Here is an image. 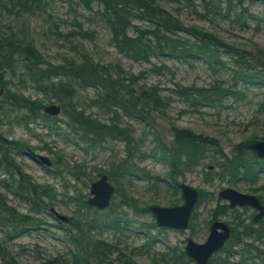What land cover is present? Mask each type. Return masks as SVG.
I'll use <instances>...</instances> for the list:
<instances>
[{
    "label": "rangeland",
    "instance_id": "rangeland-1",
    "mask_svg": "<svg viewBox=\"0 0 264 264\" xmlns=\"http://www.w3.org/2000/svg\"><path fill=\"white\" fill-rule=\"evenodd\" d=\"M202 1L215 3L219 8L209 12L211 9L209 4L204 6ZM155 2L183 25L210 33L230 48L264 50V0H231L230 10L225 9L226 0H155ZM42 3L41 9L35 13L24 14L19 19H0V37H6L10 27L15 28L25 23L35 46L50 65L66 58L80 57L85 53L97 63L118 65L123 73L119 76L114 74V77L119 78L121 91L131 90L132 94L126 96L130 99L138 97L141 91L152 87L158 88L162 103L160 108L151 103L145 105L147 109L144 108V111L149 112L143 117L146 120L123 116V122L135 130L137 143L133 160L142 167L140 171L142 175H158L165 180L169 170L166 163L156 159L159 157L158 154L154 157L157 143L153 138V132L166 145H170L173 138L170 126L190 129L197 134L215 139L218 144L217 147L210 148L208 156L201 159L195 167L183 171L176 178L178 183H187L202 193L200 202L193 211L190 228L178 231L158 227L153 214L146 210L149 205L166 207L182 204L179 189L175 194H171L163 185L155 190L148 179L131 177L128 179L130 185L125 186L124 196L130 198L136 208L124 204L117 210L119 216L124 214L127 219V222L120 220V223L128 224L126 229L123 232L103 230L97 237L115 244L118 251L125 255H130L131 252L136 263L150 264V255L141 252L144 243L146 249L156 254L174 248L184 250L187 237L198 243L204 242L214 216L230 226L238 220L235 217L238 212L245 223L253 221L256 211L250 207L227 208L226 213L220 214V206L227 205V201L218 200L217 194L220 190L230 187L264 199L263 161L259 160L261 164L257 167L255 182L243 178H236L230 182L218 177L206 181L205 177L206 172L218 170L216 161H221L223 154L232 155L234 145L248 142L253 138L255 141L264 140V90L256 86L246 88L238 84L236 89L241 93L226 95L218 107L198 104L195 106L196 109L172 93L176 85L212 87L221 84L222 87H230L233 83V72L230 70L234 66L235 56L219 54L224 65H211L212 68L208 66L204 57L183 60L171 57L165 51L152 55L148 62L134 61L118 53L111 46L110 30L97 14L100 9L97 2H91L90 8L86 7L83 0H43ZM131 22L141 28L151 26L147 21L137 18H133ZM80 28L82 31L92 32L93 35L91 37L71 35V32L78 33ZM69 33L70 36H65ZM127 34L133 36L132 28L127 29ZM13 73L8 76L6 81L9 82L0 92L2 106L0 134L23 145V148H14L10 155L34 182L52 186L55 198L51 205L39 213H32L26 200L13 195L0 185V194L6 199L7 204L27 218L32 217L36 222L27 225L21 231L18 229L15 233L12 227L0 225V244L16 264H57L54 259L63 256L71 248V244L65 239L66 226L69 222L58 219L55 214L65 216L68 220L71 217L91 216V211L83 209L78 211L69 197L73 196L75 191L85 194L87 199L91 183L101 174H105L104 171L110 170L112 161L123 159L126 151L123 142L118 139H106L101 145L88 149L80 141V134L71 132L63 123V121L69 123L66 119L67 114L71 115L72 112L79 110L98 120L106 119L100 108L90 104L89 99L100 91L98 87L80 88L74 85L71 99L60 101L58 97L64 99L60 97L61 93L54 95L51 91L47 92V95L41 93L20 67L14 69ZM56 79L57 77H54L53 81ZM7 88L32 99H42L43 108L50 104L59 105L60 112L54 116L49 115L58 118L57 122L49 123L47 126L40 119L28 120V124L15 121L16 117L26 115V112L5 102L4 91ZM164 97H168V100ZM151 116L153 119H150ZM38 156L47 158L49 165ZM79 164L82 165L83 171L77 178L70 173V169L76 171L75 165ZM208 165H212L213 168L207 169ZM110 172L117 175L116 168ZM4 178L0 170V180ZM62 184L67 185L64 190ZM112 197V203H118L121 198L114 194ZM93 235H96V232H93ZM147 239L149 241H146ZM254 244L264 250V237ZM239 248L235 246L233 249ZM112 257H116V253ZM0 264L6 263L0 258ZM210 264H264V255L243 263L239 261L238 253L228 257L221 253L216 254Z\"/></svg>",
    "mask_w": 264,
    "mask_h": 264
},
{
    "label": "trees",
    "instance_id": "trees-1",
    "mask_svg": "<svg viewBox=\"0 0 264 264\" xmlns=\"http://www.w3.org/2000/svg\"><path fill=\"white\" fill-rule=\"evenodd\" d=\"M42 1L0 0V19H19L24 14L35 13L41 9ZM230 1L226 0L225 9L227 8V10L231 9ZM83 2L87 8H90L91 2H97L100 5L97 14L110 30L109 42L111 46L118 53L124 54L134 61L148 62L152 55L165 51L171 57L183 60H195L204 57L208 66L211 67V65H224L218 56L219 54L235 56L234 66L230 70L233 72V83L230 87H222L221 84L212 87L176 85V88L172 90L173 94L193 109H196L195 106L198 104L218 107L221 99L226 95L235 92L241 93L236 89L238 84L246 88L256 86L264 90V50L247 51L230 48L210 33L183 25L165 9L160 8L155 0H83ZM207 4L211 8L208 10L209 12L219 8L215 3L202 1V5L206 6ZM133 18L147 21L151 26L147 28L136 26L131 22ZM128 28H132L133 36L127 34ZM79 30L78 33L71 32V35L89 37L93 35L92 32L82 31V28ZM30 35L28 25L22 23L15 28L10 27L6 37H0V89H4L9 82L6 81L8 76L14 74V69L18 67L22 69L27 78H30L31 82L35 83L41 93L45 95L49 91L53 95L61 93L60 97L64 99L58 97L57 99L60 101L71 99L74 85L80 88L98 87L100 91L89 100L90 104L102 110L106 116L105 120H98L79 110L72 112L71 115H66L69 123L62 121L71 132L80 134V141L88 149L101 145L106 139H118L123 142L126 151L123 159L114 160L110 165V170L116 168L117 175H114L110 170L104 171L109 181L115 185V196L121 197L118 203L111 202L108 208L97 210L87 204L86 196L81 192L74 191L73 196L69 197L78 211L83 209L91 211L92 214L86 217L69 218L65 239L71 244V248L54 261L57 264H138L132 258L131 252L130 255H125L118 251L115 244L97 237L103 230H120L123 232L126 229L128 224H122L120 220L127 222V219L124 214L119 216L117 210L124 204L136 208L132 200L124 196L126 184L130 185L128 179L131 177L148 179L153 189L156 190L163 185L169 193L175 194L178 192L176 178L183 171L192 169L201 159L206 158L209 149L217 147V141L197 134L190 129L170 126L173 138L170 145H166L153 132V138L157 143L154 157L158 154L159 157L156 159L168 165L167 180H162L158 175H142L140 173L142 167L133 160L137 143L135 130L123 122V116L146 120L143 117L147 116L145 114H149V112L144 111V108L147 109L145 105L151 103L156 108H160L162 103L158 88L152 87L141 91L138 97L130 99L126 96L132 94L131 90L121 91L119 78L114 77V74L119 76L123 73L118 65L97 63L85 53L81 54L80 57L66 58L59 63L50 65L45 61ZM65 36H70V33ZM54 77H57L56 81H53ZM4 94L5 102H9L18 109H24L26 112V115L16 117L15 121L24 124L27 122L28 124V120L40 119L47 126L49 123L57 122L58 118L51 117L43 111L42 99H32L21 93L11 91L9 88L4 91ZM164 98L168 100V97ZM150 119H153L152 116ZM255 140L253 138L248 142H240L234 145L232 155L223 154V159L216 161L218 170L206 172L205 180L211 181L214 177H218L230 182L236 178L255 182L257 180L255 177L258 172L257 167L261 163L247 148V144ZM18 147L23 148V145L18 141L8 140L0 134V170L5 177L0 180V185L7 188L13 195L26 200L30 212L39 213L43 208L52 204L51 201L55 198L54 188L50 185L34 182L15 162L10 152ZM75 168L76 171L70 169V173L79 178V174L83 171L82 165H75ZM66 186L62 184L61 187L64 190ZM200 195L202 197L201 192H199L198 202L201 199ZM258 198L264 204V199L261 196ZM220 208V214H224L228 207L222 205ZM146 210L148 209L146 208ZM235 217L238 220L232 225L230 239L223 249L215 255L224 253L228 257L238 253L239 261H243V263L260 258L261 255H264V250L254 243L261 241L264 237V217L255 223L252 220L245 223L240 212L236 213ZM26 218V215L9 206L6 199L0 194V225L12 227L15 233L18 229L21 231L27 225L36 223L32 217ZM214 219H216L215 216ZM92 231L96 232V235H93ZM145 246L144 243L141 252L150 255V264L192 263L182 249L174 248L156 254L151 253ZM235 246L240 248L234 250ZM114 253H116V257H112ZM214 256L208 264L212 262ZM0 258L6 264H16L8 253L4 252L2 244H0Z\"/></svg>",
    "mask_w": 264,
    "mask_h": 264
},
{
    "label": "water",
    "instance_id": "water-1",
    "mask_svg": "<svg viewBox=\"0 0 264 264\" xmlns=\"http://www.w3.org/2000/svg\"><path fill=\"white\" fill-rule=\"evenodd\" d=\"M43 111L48 115L54 116L60 112V107L57 104H50L44 106ZM247 148L258 160L264 162V140L251 142L247 145ZM38 158L49 165L47 158L42 156H38ZM212 168V165H208L207 169ZM177 187L180 191L182 204L166 207L150 205L148 206V210L153 214L158 227L185 231L188 229L191 214L198 203L199 191L184 182H179ZM114 192L115 187L109 181L108 176L101 174L91 183L89 197L86 199V202L97 210L106 209L110 206ZM217 199L227 201L229 208L250 207L254 209L256 211L253 215L254 222L264 217V204H262L255 194L243 193L226 187L218 192ZM55 215L62 221H68L65 216L57 213ZM230 236L231 227L229 224L220 219L214 220L210 224L204 242H195L190 237L185 239L184 253L194 264H208L213 255L223 249Z\"/></svg>",
    "mask_w": 264,
    "mask_h": 264
},
{
    "label": "flooded vegetation",
    "instance_id": "flooded-vegetation-1",
    "mask_svg": "<svg viewBox=\"0 0 264 264\" xmlns=\"http://www.w3.org/2000/svg\"><path fill=\"white\" fill-rule=\"evenodd\" d=\"M2 91V89H0V92ZM17 93H20V92H17ZM22 94V93H21ZM207 168H208V166H207ZM162 179V178H161ZM111 182V181H110ZM112 183V182H111ZM113 184V183H112ZM114 185V184H113ZM114 187H115V185H114ZM114 195H115V192H114ZM113 198V197H112ZM112 198H111V200H112ZM111 204V203H110ZM198 204V203H197ZM150 206V205H149ZM197 206V205H196ZM227 207H228V205H227ZM196 208V207H195ZM229 208V207H228ZM234 208H236V207H234ZM147 209H148V207H147ZM230 209H233V208H230ZM193 214V213H192ZM192 214H191V217H192ZM218 218H216V219H212V221H211V223L214 221V220H217ZM190 221H191V218H190ZM210 223V224H211ZM189 224H190V222H189ZM228 224V223H227ZM230 226V225H229ZM189 227V226H188ZM209 227H210V225H209ZM231 228H232V226H230ZM208 231H209V228H208ZM231 231H232V229H231ZM184 251V250H183ZM186 255V254H185ZM187 257V256H186ZM188 258V257H187ZM191 260V259H190ZM192 261V260H191ZM193 262V261H192Z\"/></svg>",
    "mask_w": 264,
    "mask_h": 264
},
{
    "label": "bare ground",
    "instance_id": "bare-ground-1",
    "mask_svg": "<svg viewBox=\"0 0 264 264\" xmlns=\"http://www.w3.org/2000/svg\"><path fill=\"white\" fill-rule=\"evenodd\" d=\"M1 41V40H0ZM255 223V222H254Z\"/></svg>",
    "mask_w": 264,
    "mask_h": 264
}]
</instances>
